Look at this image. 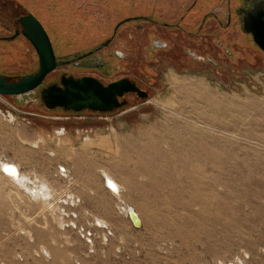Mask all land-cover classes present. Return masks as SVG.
Returning a JSON list of instances; mask_svg holds the SVG:
<instances>
[{
  "label": "rangeland",
  "instance_id": "obj_1",
  "mask_svg": "<svg viewBox=\"0 0 264 264\" xmlns=\"http://www.w3.org/2000/svg\"><path fill=\"white\" fill-rule=\"evenodd\" d=\"M194 1L150 0L131 8L123 0L124 9L112 10L111 3L120 8L117 0H80L75 13L56 0H47L49 13L27 1L56 57L79 62L59 64L44 85L62 74L105 84L127 77L149 95L127 94V103L110 112L48 109L40 89L29 94L36 98L31 103L0 95V158L18 162L30 182L36 176L49 182L58 197L43 204L0 174V264H264V53L238 44L233 32L221 49L237 57L218 55L213 20L197 31L203 21L194 17L186 27ZM128 14L149 19L123 24L113 37ZM2 22L0 35L12 34ZM195 33L207 37L203 46ZM108 38L103 52H126L127 64L116 55L110 67L78 60ZM153 39L169 46L151 50ZM10 45L0 41L4 49ZM28 48L0 58L1 71L20 76L36 69L37 54ZM186 48L215 63L195 60ZM61 164L68 179L58 172ZM103 167L124 186L125 202L103 183ZM129 205L140 227L125 213ZM67 213L76 217L65 220Z\"/></svg>",
  "mask_w": 264,
  "mask_h": 264
},
{
  "label": "flooded vegetation",
  "instance_id": "obj_2",
  "mask_svg": "<svg viewBox=\"0 0 264 264\" xmlns=\"http://www.w3.org/2000/svg\"><path fill=\"white\" fill-rule=\"evenodd\" d=\"M27 1H30L33 4L35 2V4H34L35 6H33V7L37 8L38 11H40L42 9L43 11H47L49 13L48 9H50L49 8L50 4H49V2H47V0H27ZM27 1H25V0L16 1L15 0V5H10L7 1L0 0V25L3 23L2 21H4V22H6L8 24H11V26L13 27V33L12 34H10V35H5V34L0 35V41H6V42L11 43V45L8 48L6 47L7 49H4L5 47L0 46V49H1L0 58L1 59H7L10 55L22 56V55H24V53H25L24 51L25 50H27V51L29 50L28 47H33V49L36 52V49L33 46V44L22 33L23 25H22V23L20 21V19L22 17H25V16H27L29 14H32L41 23L40 19L28 9V5H29L28 3L29 2H27ZM56 1L58 2L59 5L63 6V4H65V8L68 9V13L70 12L69 10H71L73 13H75L77 7H78V9H80V11H78V12H81V8L82 7L79 6V5L76 7L77 3L80 0H56ZM117 1H118V4H120V8H118V6H114L113 5L114 3H111L110 5L112 7V10L124 9L123 8L124 4L122 3L123 0H117ZM135 1H137V2H135ZM146 1H149V3H150V0H133L132 1L133 3L129 2V0H128V5L131 8H133L136 5H139V2H140V4L144 3L142 5H146L145 4V3H147ZM198 1L199 0H195L193 5H191L188 9H186L185 16H184L183 20L186 22L185 24H187L186 27L187 26L189 27V26H191L194 23V17L201 19V21H203V24H200L197 27V31H201L202 27H204L206 24H208L207 21L213 20L214 27L216 29L212 30L211 32H215V35L217 37V39L215 40V46L218 48V50H217V54L218 55H221L222 53H224L226 56H233L234 58L237 57L239 52H237V51L230 52L226 48L223 49V50L221 49L222 45H223V41L227 40L228 39V34L233 33V32H234V34H237L238 44H241L242 46H245L244 42L251 43L252 46L259 48L264 53V50H262L260 48V46L254 40L253 35L250 32L245 31V29H244L245 18L248 16V14H250L254 10L255 11L262 10V12H264V0H220L215 5L211 4L213 0H201L199 2V4H198ZM106 2H108V0H104V3H106ZM153 3H154V1H153ZM21 7H23L26 11L18 13L17 9H19ZM194 8H195V10H193ZM203 8L204 9L207 8V10L205 9L203 11ZM127 16H128L127 18H124V19L118 21L115 24L114 29H113V37L117 35L118 29H119V27L121 25H123V24H125L127 22H130V21L139 20V19H142V18L149 19V18H147L145 16H142V15H130V14H128ZM208 16H210V18H207ZM62 22L64 23V20ZM42 26H43V24H42ZM44 29H45V27H44ZM242 32L247 34L246 38H242V37L239 36L240 33H242ZM186 34H187L188 38L194 39V37L192 36L193 35L192 31L188 32ZM204 35L205 34H200V35L198 33L196 34V38H198V40H197V45L198 46H203L204 45L203 41L207 40V37L203 38ZM227 41L228 42H227L226 45H229L228 44L229 40H227ZM111 42H112V39L108 38L106 40V42L103 44V46L97 48L94 51H89L87 53L79 55L78 56V60L85 59L89 63H91V64H93L95 66L110 67V64L112 63L113 55H116L119 59H121L122 61H125L126 64H127L128 63V59H127L128 58V54L126 52H122V51H119V50L109 51L107 53L103 52V48L107 47L109 44H111ZM151 44L153 46L151 48V50H156L158 48L159 49H162V48L167 49V47L169 46L168 42L162 41V40H159V39H153ZM186 50H187L186 51L187 54L189 56H191L192 58H194L195 60H207V61L215 63V61L212 58H210L208 56L203 57L201 55H198L191 48H186ZM36 54H37V52H36ZM248 55L254 56L252 53H249ZM37 57H38V54H37ZM56 59H57V62H58L57 67L61 63L67 64V65L68 64H72V63L73 64H78L79 63L78 61H71V60H68V59L59 60L57 57H56ZM38 67H39V59H38ZM38 67L36 69H34L33 71L27 72L26 74H22L20 76L8 75L5 72L1 71V69H0V75L5 76L8 81H15V80L20 79L24 75H28L30 73L36 72L38 70ZM61 76H60V78H61ZM60 78H59L58 81H54L52 83L60 84ZM123 78H125V77H123ZM129 79L134 81L138 85L137 81H135V80H133L131 78H129ZM47 85H49V84H45L44 85V82H43V84L38 89L41 90L43 87H46ZM143 90H145V89H143ZM32 92H34V91H31L29 93H24L22 95H18L17 97H20V99H22L23 102H25V103H31V101L34 102L35 99H36V98H33L31 95H29ZM127 94H137V93L131 92V93H127ZM127 94H125L124 97L120 98V100H124V98L126 97ZM70 111H72V110H70Z\"/></svg>",
  "mask_w": 264,
  "mask_h": 264
},
{
  "label": "water",
  "instance_id": "obj_3",
  "mask_svg": "<svg viewBox=\"0 0 264 264\" xmlns=\"http://www.w3.org/2000/svg\"><path fill=\"white\" fill-rule=\"evenodd\" d=\"M20 21L23 25L22 33L36 49L39 67L36 72L15 81H8L5 76L0 75V95L18 96L35 91L58 64L50 37L39 20L29 14ZM244 25L245 31L250 32L256 43L264 50V12L254 10L245 18ZM131 92L142 98L148 96L145 90L127 77L104 84L93 76L76 78L63 74L60 84L51 83L40 90V98L48 109L110 112L124 106L127 101L120 98ZM128 215L134 226L142 225L141 219L132 208H129Z\"/></svg>",
  "mask_w": 264,
  "mask_h": 264
},
{
  "label": "bare ground",
  "instance_id": "obj_4",
  "mask_svg": "<svg viewBox=\"0 0 264 264\" xmlns=\"http://www.w3.org/2000/svg\"><path fill=\"white\" fill-rule=\"evenodd\" d=\"M170 80H172V78H170ZM171 82V81H170ZM172 84V83H171ZM175 84V83H174ZM173 85V84H172ZM169 98V97H168ZM164 100V99H163ZM171 103L176 106L178 105L177 101L174 99L171 101ZM165 105V104H164ZM57 133L60 135H62V130L57 131ZM62 137V136H61ZM102 143L105 144L106 139H101ZM118 142V141H117ZM35 144H37V142H35ZM129 146V144H128ZM131 146V145H130ZM125 147V146H124ZM122 150V149H121ZM115 153V152H114ZM118 155V154H117ZM3 156V155H2ZM79 157V156H78ZM112 159V158H111ZM5 166H11V171L6 170ZM62 167V169L64 170V172H61V170L59 172V174L63 177H70V174L68 172V169L66 167H64L62 164L58 167L60 168ZM21 166L18 162L12 161V160H7V159H3L2 157L0 158V174L6 178L7 180H9L14 186H16L17 188H20V190H25L26 192H28L32 199L34 200H39L42 201L43 204H47V205H51L52 203V199H54V192L52 190V186L50 185L49 182H47L46 180H41L39 178H37L38 176L34 177L33 181L30 182V180L28 179V177L25 175V172H21ZM100 175L103 178V183L105 184L106 187H108V190L110 191L111 194H113L114 196H116L118 198L119 201H124L123 198V191H124V186L122 185V183H120L107 169H105V167H103L102 169L99 170ZM29 176V175H28ZM30 178V177H29ZM68 179V178H67ZM71 179V178H70ZM70 181V180H69ZM109 181L112 182V184L115 185V187H111L109 184ZM108 185V186H107ZM24 191V192H25ZM56 197V195H55ZM72 197V196H71ZM69 198V197H67ZM74 198V195H73ZM58 199V197L55 198V200ZM72 199V198H71ZM67 200V199H66ZM65 200V201H66ZM74 201V200H73ZM63 203V202H61ZM69 203V201H68ZM71 203V202H70ZM120 203V202H119ZM126 204V203H124ZM65 205L66 204L65 202ZM71 205V204H70ZM75 205V204H74ZM120 205V204H119ZM126 207V206H125ZM121 208V206H120ZM124 208V207H122ZM129 208H132L138 215V212L131 207L130 205L127 206L125 213L128 214V210ZM140 218V217H139ZM99 222H105L103 220H99L96 219ZM74 221V220H73ZM95 222V221H94ZM61 223L64 225L63 220L60 221V225ZM106 223V222H105ZM104 224V223H102ZM95 225V224H94ZM107 225V224H106ZM99 226V225H97ZM103 226V225H102ZM234 264H238V263H234Z\"/></svg>",
  "mask_w": 264,
  "mask_h": 264
},
{
  "label": "crops",
  "instance_id": "obj_5",
  "mask_svg": "<svg viewBox=\"0 0 264 264\" xmlns=\"http://www.w3.org/2000/svg\"><path fill=\"white\" fill-rule=\"evenodd\" d=\"M3 114V116L6 118V115L4 114V113H2ZM42 135H43V137L45 138V134L44 133H42ZM43 159V158H42ZM46 173V172H45ZM44 173V174H45ZM30 174H31V176H33V175H35V173L34 172H32V171H30ZM56 189V188H55ZM68 196V195H67ZM82 201V200H81ZM83 202V201H82ZM78 207H79V205H78ZM68 209H70V207H67ZM76 207H73V209H75ZM89 211H91V209H89L88 208V210L86 209L85 210V212H86V215H89V216H87L88 218L92 215L91 213H89ZM80 213V212H79ZM71 216L69 215V216H64V219L65 220H71ZM104 220H106V219H104ZM76 221H79V215H77V219H76Z\"/></svg>",
  "mask_w": 264,
  "mask_h": 264
},
{
  "label": "built area",
  "instance_id": "obj_6",
  "mask_svg": "<svg viewBox=\"0 0 264 264\" xmlns=\"http://www.w3.org/2000/svg\"><path fill=\"white\" fill-rule=\"evenodd\" d=\"M61 172H64V170L62 169V167H61ZM69 215H70V214H68V213L66 214V216H69ZM71 215L74 216V217H76L75 214H73V213H72ZM71 215H70V216H71ZM84 238H86L87 242H91V241H90L91 239H90V237L88 236V233H85Z\"/></svg>",
  "mask_w": 264,
  "mask_h": 264
},
{
  "label": "snow or ice",
  "instance_id": "obj_7",
  "mask_svg": "<svg viewBox=\"0 0 264 264\" xmlns=\"http://www.w3.org/2000/svg\"><path fill=\"white\" fill-rule=\"evenodd\" d=\"M5 167H6V170L11 171V166H5ZM109 184H110L111 187H113V188L115 187V185L112 184L111 181H109Z\"/></svg>",
  "mask_w": 264,
  "mask_h": 264
}]
</instances>
